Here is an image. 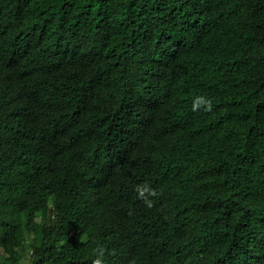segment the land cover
<instances>
[{"label":"trees","instance_id":"1","mask_svg":"<svg viewBox=\"0 0 264 264\" xmlns=\"http://www.w3.org/2000/svg\"><path fill=\"white\" fill-rule=\"evenodd\" d=\"M26 250L264 264V0H0V264Z\"/></svg>","mask_w":264,"mask_h":264},{"label":"clouds","instance_id":"2","mask_svg":"<svg viewBox=\"0 0 264 264\" xmlns=\"http://www.w3.org/2000/svg\"><path fill=\"white\" fill-rule=\"evenodd\" d=\"M198 101L199 102H203V98H198ZM208 104H209L208 110H211L210 101H208ZM197 108H198V104H194L193 110L195 111V110H197ZM136 190H137V193L140 196V198H144V193L147 192V191H150L151 192V195H153V196L156 195L155 190L150 189V186H148L146 184H144V185H137L136 186ZM145 202H146V204H147L148 207H151L152 206L151 201H147L146 200ZM93 264H102V259L101 258L96 259L93 262Z\"/></svg>","mask_w":264,"mask_h":264},{"label":"rangeland","instance_id":"3","mask_svg":"<svg viewBox=\"0 0 264 264\" xmlns=\"http://www.w3.org/2000/svg\"><path fill=\"white\" fill-rule=\"evenodd\" d=\"M30 254V251L26 250L24 253H23V259H24V264H28L29 262V255Z\"/></svg>","mask_w":264,"mask_h":264}]
</instances>
